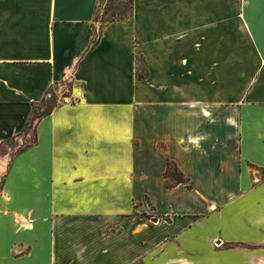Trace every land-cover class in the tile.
I'll return each instance as SVG.
<instances>
[{
	"label": "crops",
	"instance_id": "0c3cea01",
	"mask_svg": "<svg viewBox=\"0 0 264 264\" xmlns=\"http://www.w3.org/2000/svg\"><path fill=\"white\" fill-rule=\"evenodd\" d=\"M97 6L0 0V264H264V0Z\"/></svg>",
	"mask_w": 264,
	"mask_h": 264
},
{
	"label": "rangeland",
	"instance_id": "374dc122",
	"mask_svg": "<svg viewBox=\"0 0 264 264\" xmlns=\"http://www.w3.org/2000/svg\"><path fill=\"white\" fill-rule=\"evenodd\" d=\"M130 0H98V15H97V20L98 23L104 25L106 20L109 19V16L117 11L120 10H125V8H127L129 10L130 7ZM142 61L137 62L138 64V73L142 74V68H141V63ZM43 107V106H42ZM40 109H36L34 110V118H38L39 116L45 114L49 109H47V107H43ZM31 142H33L32 140L30 142L27 143H19L16 141L7 143L5 145H1L0 146V185L3 181V176L5 174V166L7 164V162L9 161V159L15 154V152L17 150H19V148H22L24 146H28Z\"/></svg>",
	"mask_w": 264,
	"mask_h": 264
},
{
	"label": "trees",
	"instance_id": "16d2710c",
	"mask_svg": "<svg viewBox=\"0 0 264 264\" xmlns=\"http://www.w3.org/2000/svg\"><path fill=\"white\" fill-rule=\"evenodd\" d=\"M130 7L129 10L127 8H125V10H120L117 12L112 13L109 16V19L106 20L104 25H108L111 23H116V22H130L132 20L133 17V0H130ZM97 15H98V7L96 9V21L97 20ZM102 25V24H101ZM102 25V26H104ZM142 61V60H139ZM141 68H142V74H138V78L142 79L144 78L145 75V65L144 62H141ZM53 106L49 105L47 107V109H49L46 113H50V111L52 110ZM165 179L167 182V186L169 188L177 186L179 184L185 183L187 180L186 178L183 176V174L179 171V169L177 168V166L173 163V162H169L167 165V170L165 172Z\"/></svg>",
	"mask_w": 264,
	"mask_h": 264
},
{
	"label": "built area",
	"instance_id": "2783aa9c",
	"mask_svg": "<svg viewBox=\"0 0 264 264\" xmlns=\"http://www.w3.org/2000/svg\"><path fill=\"white\" fill-rule=\"evenodd\" d=\"M62 101L64 104H73V103L78 102V99H70L68 97H64Z\"/></svg>",
	"mask_w": 264,
	"mask_h": 264
}]
</instances>
